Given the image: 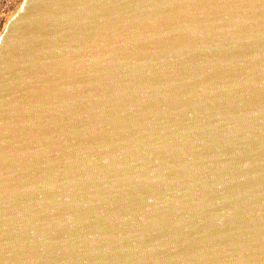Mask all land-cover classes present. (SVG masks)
Here are the masks:
<instances>
[{
	"label": "water",
	"instance_id": "water-1",
	"mask_svg": "<svg viewBox=\"0 0 264 264\" xmlns=\"http://www.w3.org/2000/svg\"><path fill=\"white\" fill-rule=\"evenodd\" d=\"M0 264H264V0H22Z\"/></svg>",
	"mask_w": 264,
	"mask_h": 264
},
{
	"label": "rangeland",
	"instance_id": "rangeland-1",
	"mask_svg": "<svg viewBox=\"0 0 264 264\" xmlns=\"http://www.w3.org/2000/svg\"><path fill=\"white\" fill-rule=\"evenodd\" d=\"M22 0H0V34L13 13L18 9Z\"/></svg>",
	"mask_w": 264,
	"mask_h": 264
}]
</instances>
